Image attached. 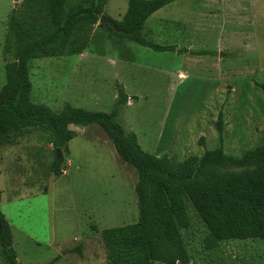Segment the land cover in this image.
I'll use <instances>...</instances> for the list:
<instances>
[{"label": "rangeland", "instance_id": "obj_1", "mask_svg": "<svg viewBox=\"0 0 264 264\" xmlns=\"http://www.w3.org/2000/svg\"><path fill=\"white\" fill-rule=\"evenodd\" d=\"M23 2L0 0V89L8 18ZM126 10L127 0H108L99 18L121 22ZM98 26L79 35L81 54L65 51L29 63L33 104L110 113L120 85L130 100L118 123L144 153L175 162L220 147L240 156L264 143V0H174L142 31L146 42L174 52L138 46ZM70 129L75 137L68 151H59L58 175L47 135L32 132L0 147V215L20 264H108L101 231L137 222L136 172L100 127ZM190 213V229L182 232L190 264L264 262V243L256 240L204 251L206 230Z\"/></svg>", "mask_w": 264, "mask_h": 264}, {"label": "trees", "instance_id": "obj_2", "mask_svg": "<svg viewBox=\"0 0 264 264\" xmlns=\"http://www.w3.org/2000/svg\"><path fill=\"white\" fill-rule=\"evenodd\" d=\"M173 1L127 0L122 21H113L123 33H115L107 25L98 27L141 47L174 52L173 47L150 44L142 37L147 20ZM107 2L24 0L19 13L11 12L3 50L5 83L0 89V147L39 132L47 135L55 152L68 151L67 145L75 137L70 127L101 128L116 156L137 175L134 185L137 222L100 233L108 264H189L192 258L182 232L190 229V212L206 230L201 241L206 252H214L230 241L264 243V143L240 156L226 155L220 147L201 157L175 162L144 153L136 136L118 123L119 110L130 100L120 85H116L110 113L89 112L68 104L60 112H53L30 101L29 63L65 51L81 54L85 41L79 44V35L81 38L88 35L89 28L99 22ZM260 89L264 93V84ZM216 131L221 141V115ZM61 162L62 158L57 159L55 153L51 167L55 175L60 173ZM0 259V264H17L11 229L1 215Z\"/></svg>", "mask_w": 264, "mask_h": 264}, {"label": "water", "instance_id": "obj_3", "mask_svg": "<svg viewBox=\"0 0 264 264\" xmlns=\"http://www.w3.org/2000/svg\"><path fill=\"white\" fill-rule=\"evenodd\" d=\"M15 1H17V0H15ZM98 23H99V25H107V26H109L111 29L114 30L115 33H123L122 31H119L116 28V26L114 25L113 21H111V20H109V19H107V18H105L103 16L99 19ZM56 154H57V159H58L59 158V151H56Z\"/></svg>", "mask_w": 264, "mask_h": 264}, {"label": "crops", "instance_id": "obj_4", "mask_svg": "<svg viewBox=\"0 0 264 264\" xmlns=\"http://www.w3.org/2000/svg\"><path fill=\"white\" fill-rule=\"evenodd\" d=\"M133 65V64H132ZM127 95V94H126ZM63 257H65V258H67L68 257V255L66 254L65 256H62V258ZM16 262H17V264H20V261H19V259L16 257ZM190 264V263H189Z\"/></svg>", "mask_w": 264, "mask_h": 264}]
</instances>
